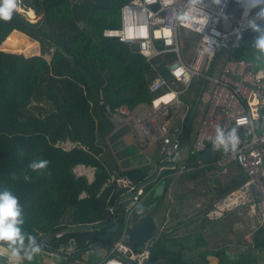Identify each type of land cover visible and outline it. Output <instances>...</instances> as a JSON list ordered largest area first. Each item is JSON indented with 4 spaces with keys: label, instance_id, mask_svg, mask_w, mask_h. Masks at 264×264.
Wrapping results in <instances>:
<instances>
[{
    "label": "trees",
    "instance_id": "1",
    "mask_svg": "<svg viewBox=\"0 0 264 264\" xmlns=\"http://www.w3.org/2000/svg\"><path fill=\"white\" fill-rule=\"evenodd\" d=\"M17 1L39 17L31 21L15 8L9 21L0 19V192L11 190L19 198L23 220L19 227L25 237L15 245L4 242L17 250L39 243V250L60 255V263L81 260L96 247L104 249L106 256L121 237L125 205L130 201L125 189L109 180L127 176L147 191L163 177L162 192L145 197L138 207L143 210L133 214L155 216L172 180L168 175L180 165L163 168L153 180V166L121 169L118 151L112 152L106 139L115 128L106 106L133 109L150 104L162 93L148 90L156 72L172 80L165 66L172 55L157 59L160 63L155 70L135 44L102 34L119 27L121 6L131 0ZM64 5L71 7V16L55 13ZM36 41L40 53L25 55L35 50ZM207 82L194 77L186 87L177 89L187 106L182 139L192 130L197 109L204 108ZM169 98L168 93L158 101ZM64 141L74 145L64 148ZM207 152L212 153L209 158L204 151L183 156L182 175L197 178L209 169L222 168L215 163L218 150L208 145ZM40 159L49 161L48 167L33 171L29 165ZM198 159L205 166L197 167ZM79 164L94 168L92 180L74 172ZM230 166L234 173L223 182L214 181V201L245 186V173L234 162ZM115 223L117 229L110 231ZM167 230L159 229L144 246L129 237L126 243L136 252L148 250L143 264H195L170 244L173 241L166 238ZM257 251L264 252L262 226L252 231L250 242L236 259H230L224 248L213 254L219 264H255ZM99 258L93 254L87 264Z\"/></svg>",
    "mask_w": 264,
    "mask_h": 264
},
{
    "label": "built area",
    "instance_id": "2",
    "mask_svg": "<svg viewBox=\"0 0 264 264\" xmlns=\"http://www.w3.org/2000/svg\"><path fill=\"white\" fill-rule=\"evenodd\" d=\"M233 3L241 5L238 0H221L219 5L213 4L212 0H199L197 4H193L192 0H131L123 4L119 27L105 29L102 34L135 44L155 70L160 63L157 59L171 54L172 59L165 66L172 80L169 82L157 71L148 84V90L154 94L162 93L153 98L150 104H139L138 110L135 107L110 109L106 106V111L116 127L130 125L140 145L157 144L167 163L173 162L176 157L183 158L189 152L206 153L208 145L214 146L217 126L225 133L235 128L239 137L235 151L225 152L223 147L216 149L219 156L215 163L224 165L234 162L245 173L247 179L244 184L252 192L251 202L258 216L257 227L264 228V64L254 69L253 63L235 59L227 61L217 74L210 73L211 56L227 37L236 35L235 30L239 29L241 34L247 33L252 37L256 34L247 27L242 7L237 16L228 14ZM258 11L259 8L253 9L249 18L255 17ZM257 22L261 23L259 20ZM181 28L196 34L187 54L182 53ZM194 77L209 81L211 94L192 144L186 143L182 148L185 113L180 123L173 126L167 123L166 116L169 105H183L179 98L181 91L173 84L179 82L186 87ZM168 93H172L169 100L158 101ZM61 145L70 148L74 144L64 141ZM204 165L201 159L197 160V167ZM109 183L124 188L130 201L125 205L121 237L103 259L92 264H131L132 261L143 264L148 250L136 252L126 243V239L132 216L141 212L138 207L148 192L127 176L112 177ZM47 263L71 264L66 261L60 263L59 260Z\"/></svg>",
    "mask_w": 264,
    "mask_h": 264
},
{
    "label": "crops",
    "instance_id": "3",
    "mask_svg": "<svg viewBox=\"0 0 264 264\" xmlns=\"http://www.w3.org/2000/svg\"><path fill=\"white\" fill-rule=\"evenodd\" d=\"M56 9H58L56 10L57 12H55L56 14H65L66 16L72 15L71 7L69 5L60 6L57 7ZM38 17L39 16H37L36 18ZM206 94L207 95L205 96V100H204V108L202 107L200 109L201 116L199 119H201V117L203 116V113L205 111V105H208L211 94V88L207 91ZM169 95L171 96V93H169ZM140 105H137L134 109L138 110L140 108ZM166 119H167V123L171 126L176 125L181 121V118L179 119L177 118L178 119L177 120L171 115L166 116ZM197 126L195 125V129L191 130L192 140L195 136ZM128 128L129 130L120 137L121 148H125L131 145L136 148V151L130 157L121 158L118 156L117 163L120 165L121 169H125L135 165L153 166V171H152L153 176L150 178V180L155 179L157 175H161L163 172V168L168 166L174 167L176 164H180L178 167L179 170L176 172L178 173L184 171L182 170L183 158L176 157L173 162L167 163L165 162L163 155L160 153L158 154L159 155L158 159L156 160L151 159L150 150H149L151 145H140L137 142V135L132 129V127L128 125ZM182 140H183L181 144L182 148L185 147L186 143L189 145L187 138ZM155 146L158 148L157 144H155ZM112 152H116V151L112 150ZM73 170L78 175L79 174L85 175L89 181L92 180L93 178L94 168L92 167L79 164L76 165ZM173 174H175V172L170 173L168 176H173ZM190 179H195V178L190 177ZM162 180L163 177L156 180L155 184L149 190H147L148 193L146 197H150L151 195L156 196L162 192L163 189ZM175 181L176 180L172 177V180L168 186V190L163 199V202L161 203V206L157 209V214L153 216L157 223L156 232H158L159 229L161 228H168L166 233V238H168L170 241H173L170 244L174 248L181 250L182 257L184 259L195 260L194 261L195 264H219L218 258L213 254V251L219 248H224L226 255H228L230 259H236L238 257V254L244 251L246 244L250 242L247 240V238L250 240L251 233L257 227L258 224V216L254 208H253V213L255 215L254 218L256 220V223L250 224L244 228H242L239 224L240 218H238V213L243 208L248 207V204L252 205L250 198L247 202H240L229 209L215 208L216 205L219 204L224 199L223 198V199H218L216 201L217 203H215L213 208H211L209 204L203 203L202 206L199 208H194L192 210L186 211L184 209H180V206H183L184 203H186V201L190 200L191 198L190 197L188 198L187 195L184 193H180V194H176L175 192L169 193L170 186L175 188L176 186ZM158 186H161V188H159L157 191ZM244 187H246L248 193L250 194L248 185L245 184ZM238 189L240 191L244 190L243 187H238L234 191H237ZM174 199H178V201L173 202ZM199 205L200 203L198 204V206ZM240 205L241 208H239ZM242 205L245 206L242 207ZM142 210L143 209H141V211ZM245 236L248 237L245 238ZM41 251H42L41 254L43 255L44 258L42 259L45 260V258H48L45 257L46 254L49 255L48 252L43 250ZM255 256H256L255 264H261L264 259V252L257 251L255 253ZM58 257L59 256L57 254L56 256L51 258V260L58 261L59 260ZM101 259L102 256L99 259L93 260L92 263H98ZM41 261L42 260L39 259V261L36 264H39ZM232 264H236V262L232 261Z\"/></svg>",
    "mask_w": 264,
    "mask_h": 264
},
{
    "label": "rangeland",
    "instance_id": "4",
    "mask_svg": "<svg viewBox=\"0 0 264 264\" xmlns=\"http://www.w3.org/2000/svg\"><path fill=\"white\" fill-rule=\"evenodd\" d=\"M17 2L18 1L16 0V3ZM241 7H242L241 5L233 3L229 9L228 14L232 16H237L239 14ZM29 11L33 12V16H34L33 18L27 14V12ZM22 13H24L25 16L31 21H34L37 19L36 18L37 16L35 15L32 8H27L26 10L22 8ZM256 35L257 34H255V36L252 37L250 34L242 33L241 38L238 41H237L236 35L227 37L223 41V44L217 51V54L214 58V62L210 69V73L212 75L217 74L222 69L223 65L227 61H233L235 59H241L246 62L253 63L254 69L261 67L264 64V56H260L258 51L252 46V42L255 39ZM195 36L196 34L190 30H187L185 28L180 29V38H181L183 54H187L189 52L191 43L193 42L192 40L195 38ZM38 53H40V48H39V43L36 41L35 50L25 55L38 54ZM46 57L48 58L49 56L46 55ZM211 59H212V56H211ZM173 86L176 89H180L184 87V84L175 83V85ZM206 86H207L206 88V92H207L211 88V84L209 83V81L207 82ZM200 109H201L200 107L197 109L196 115L192 119L191 126L193 130L195 129V125L197 126L199 122L198 120H200L199 119L201 116ZM186 112H187V107L185 105H177L176 103H173L172 105L168 106V115H171L176 119L181 118V115L183 113H185V116H186ZM115 128L117 127L115 126ZM191 132L187 136L189 145H191L193 141ZM149 150H150L151 159L156 160L159 158L158 154H160V152L158 148L155 146V144L151 145ZM135 151H136V148L130 145L128 147L119 149L118 156L121 158L130 157L132 154L135 153ZM230 164L231 162H228L226 163V165H223L222 168L209 169L205 173H203L202 175H200L199 177L195 179H190V177L183 176L182 174L184 171L178 172V173L175 172V174H173V176L171 177H173L176 180L175 181L176 186L175 188L170 186L169 193H173V192H175L176 194L184 193L187 195L188 198L189 197L191 198L190 200H187L183 206H180V209L189 211L194 208L201 207L203 203L209 204V206L213 208L215 203H217L216 201L214 202L215 197H216V190H214V187H213L214 181L215 179H218L223 182L226 180L227 177H229L232 173H234V171H232L231 169ZM159 188H161V186L157 187V191ZM243 189H244L243 191H240L239 189L237 191H233L231 194H228L225 197H223L224 199L221 198L223 200L219 204H217L215 208L229 209L240 202H247L249 198L250 200H252V196L248 193L246 187H243ZM177 201L178 199H174L173 202H177ZM199 203L200 205L198 206ZM244 206L245 205H242V207ZM239 208H241V205L239 206ZM241 211H239L238 213V218H240L239 224L242 228L250 224L256 223V220L254 218L255 215L253 213V205L248 204V207L243 208ZM0 251L10 256L11 262H9L8 264H36L39 261V259L42 260L39 264H48L47 261H51V258L54 257L53 255H50L48 253L50 256L46 254L45 257H48V258H45V260H43L44 258H43V255L41 254L42 253L41 250H39L38 252L32 251L29 254L26 253V254L13 255V252L11 250H7L6 248H3L2 246H0ZM93 254L95 255V257L96 256L103 257L105 255V250L100 247H96L94 248V250L85 252L81 260L71 262V264H87V259L93 256ZM58 256L60 257V255Z\"/></svg>",
    "mask_w": 264,
    "mask_h": 264
},
{
    "label": "clouds",
    "instance_id": "5",
    "mask_svg": "<svg viewBox=\"0 0 264 264\" xmlns=\"http://www.w3.org/2000/svg\"><path fill=\"white\" fill-rule=\"evenodd\" d=\"M238 2L243 8L242 15L247 21V27L257 34L252 42V46L258 51L260 56H264V0H238ZM192 3L197 4L199 0H192ZM212 3L219 5L221 0H212ZM16 7V0H0V19L9 21L12 11ZM257 8H259V11L255 14V17L249 18L252 10ZM258 20L261 23H258ZM235 33L238 41L241 38L240 30H235ZM238 142L239 137L236 134L235 128L225 133L220 126H217L214 148L223 147L225 152L229 150L235 151ZM48 164L49 161L40 159L31 163L29 167L33 171H37L46 169ZM22 223V208L19 198L11 190L0 192V241H7L13 245L23 243L25 237L19 227ZM31 242L34 244V238H32ZM34 251L38 252L39 249L35 248ZM15 254L16 252L13 251V255Z\"/></svg>",
    "mask_w": 264,
    "mask_h": 264
},
{
    "label": "water",
    "instance_id": "6",
    "mask_svg": "<svg viewBox=\"0 0 264 264\" xmlns=\"http://www.w3.org/2000/svg\"><path fill=\"white\" fill-rule=\"evenodd\" d=\"M129 130L128 125L122 124L115 128L108 136L107 142L110 144V147L113 151H117L121 148V141L120 137ZM211 152L204 153L205 158H209L211 156ZM134 222L127 229V236L133 240L138 246H144L148 243V241L155 235L157 230V223L155 218L152 215H143L138 217L137 215H133ZM118 227V223H115L110 231H115ZM72 242V240H71ZM1 245L7 246L8 245L0 241ZM39 243L35 244L34 246L27 248L25 250H16L12 247H8L9 250L12 252L15 251L16 254H26L33 250L34 248L38 247ZM55 253V252H54ZM228 253V252H227ZM56 254V253H55ZM5 259L4 256L0 255V264H3V260Z\"/></svg>",
    "mask_w": 264,
    "mask_h": 264
},
{
    "label": "flooded vegetation",
    "instance_id": "7",
    "mask_svg": "<svg viewBox=\"0 0 264 264\" xmlns=\"http://www.w3.org/2000/svg\"><path fill=\"white\" fill-rule=\"evenodd\" d=\"M3 242H4V241H3ZM6 244H7V243H6ZM0 246H2L3 248H6L7 250H9L8 247H10L9 245H8V247H7V246L1 245V244H0ZM16 250H17V249H16ZM28 254H29V252H28ZM0 255H2V256L5 257V259L2 261L3 264H8L9 262H11V259H10V256H9V255L4 254V253H2L1 251H0Z\"/></svg>",
    "mask_w": 264,
    "mask_h": 264
},
{
    "label": "bare ground",
    "instance_id": "8",
    "mask_svg": "<svg viewBox=\"0 0 264 264\" xmlns=\"http://www.w3.org/2000/svg\"><path fill=\"white\" fill-rule=\"evenodd\" d=\"M17 5H18V3H17ZM16 8H17L20 12H22V8H21V6L18 5V7H16ZM27 14H28L30 17H32V18L34 17L32 11L27 12ZM171 96H172V93H171ZM248 188H249V186H248ZM249 191H250V194H251V196H252V192H251L250 188H249Z\"/></svg>",
    "mask_w": 264,
    "mask_h": 264
}]
</instances>
